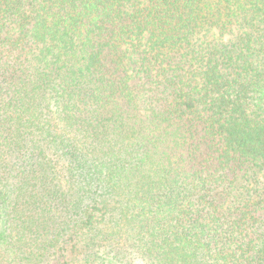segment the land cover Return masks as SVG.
Here are the masks:
<instances>
[{
  "label": "trees",
  "instance_id": "obj_1",
  "mask_svg": "<svg viewBox=\"0 0 264 264\" xmlns=\"http://www.w3.org/2000/svg\"><path fill=\"white\" fill-rule=\"evenodd\" d=\"M0 264H264V0H0Z\"/></svg>",
  "mask_w": 264,
  "mask_h": 264
}]
</instances>
